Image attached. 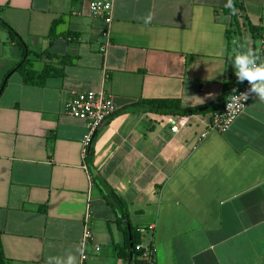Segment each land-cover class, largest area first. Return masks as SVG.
Masks as SVG:
<instances>
[{
  "label": "crops",
  "instance_id": "1",
  "mask_svg": "<svg viewBox=\"0 0 264 264\" xmlns=\"http://www.w3.org/2000/svg\"><path fill=\"white\" fill-rule=\"evenodd\" d=\"M91 2L0 0L7 264H45L82 247L88 204L93 238L80 264H136L133 251L118 254L124 228L135 231L138 245L155 248L156 264H264V102L254 97L225 133L207 132L213 111L173 134L172 113L135 106L145 99L185 108L226 102L243 84L234 50L250 40L264 54V0H114L110 37ZM25 60L37 73L52 66L63 74L28 85L13 71ZM86 91H104L118 107L87 158L89 128L65 113L72 92Z\"/></svg>",
  "mask_w": 264,
  "mask_h": 264
},
{
  "label": "built area",
  "instance_id": "2",
  "mask_svg": "<svg viewBox=\"0 0 264 264\" xmlns=\"http://www.w3.org/2000/svg\"><path fill=\"white\" fill-rule=\"evenodd\" d=\"M90 10L94 17L101 18L104 21V34L107 37H110V28L114 19V0H92ZM107 47V45L102 46L101 51L105 53L107 51ZM262 52L264 53V35L262 37ZM249 87V84L245 81L239 90L233 95H239L240 93L246 92ZM231 97L222 107L211 113V119L207 123V132L216 131L225 133L231 129L233 124L245 111L255 95H249V98L246 101L241 102L239 105L232 104ZM117 111L118 107L116 106L113 97L104 91L72 92L70 98L66 102L65 113L73 118L86 122L89 128V132L82 142L83 157L87 158L96 133L109 118L113 117L117 113ZM195 119H200V115L170 114L166 118V123L169 125L170 131L173 134H177L189 126V124ZM203 136H206V134ZM92 219L93 212L90 204H88L84 219V232L82 239L83 257L86 246L93 238V231L91 229ZM153 228V226L150 227V229ZM96 249L100 250V246H97ZM138 250L140 251V256L137 264H156L155 248L151 244L145 245L141 243L138 245Z\"/></svg>",
  "mask_w": 264,
  "mask_h": 264
},
{
  "label": "trees",
  "instance_id": "3",
  "mask_svg": "<svg viewBox=\"0 0 264 264\" xmlns=\"http://www.w3.org/2000/svg\"><path fill=\"white\" fill-rule=\"evenodd\" d=\"M5 25L9 29L11 39L17 42L20 46H22L25 49V45H24L22 38L17 34V32L11 26H9L6 23ZM53 32L54 30L52 29V33ZM64 62H67V61L64 59ZM29 66H30L29 61L25 60L18 67L13 69V71H18L22 74L24 82L28 85H43L48 77L52 75L63 74V71L53 68L52 66H46L41 73H37L35 70H33ZM2 92H3V87L0 90V97H1ZM222 101L223 100L221 98L217 99L214 103V106H209V107L185 108L181 105V103L178 100H174V99H145V100L138 101L135 104V106L146 105L153 112L166 113V114L167 113L203 114L208 111H215L219 109L220 107H222L226 103ZM127 217L128 216L124 213L123 218L126 219ZM121 223H122V220L119 221L120 225ZM124 232L126 236L125 246L118 248V251H119L118 254L121 258L126 259L130 256V252L133 251L136 264H137L139 262L140 251L138 250V242H137V237L135 236V231L132 228L130 230L128 228L126 229L124 228ZM0 264H7L6 258L1 248V242H0Z\"/></svg>",
  "mask_w": 264,
  "mask_h": 264
},
{
  "label": "clouds",
  "instance_id": "4",
  "mask_svg": "<svg viewBox=\"0 0 264 264\" xmlns=\"http://www.w3.org/2000/svg\"><path fill=\"white\" fill-rule=\"evenodd\" d=\"M229 4H231V0H229ZM141 19L145 23H150L152 17L149 14L141 17ZM230 59L237 81L239 83L246 81L250 86L246 92L232 95V104L239 105L241 102L246 101L251 94H254L256 98L264 102V54L255 50L251 46L250 40H246L238 45ZM235 91L233 89V92ZM209 96L211 97L212 94H209ZM81 255H83V248L75 247L74 250L67 251L66 255L48 256L45 264H53V261H55V264H80L79 257Z\"/></svg>",
  "mask_w": 264,
  "mask_h": 264
}]
</instances>
